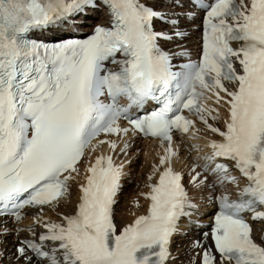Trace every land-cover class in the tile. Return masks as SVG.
Instances as JSON below:
<instances>
[{
	"label": "snow or ice",
	"instance_id": "6c2138e0",
	"mask_svg": "<svg viewBox=\"0 0 264 264\" xmlns=\"http://www.w3.org/2000/svg\"><path fill=\"white\" fill-rule=\"evenodd\" d=\"M104 3L110 10V27L96 26L86 39L49 44L30 34L62 25L94 6L93 0H0V216L11 215L19 222L25 207L42 210L66 202L86 150L105 143L116 148L115 141L97 139L102 133L158 138L167 144L159 159L163 170L148 193L147 214L118 232L113 206L121 166L110 155L97 156L84 170L73 214L65 215L62 223L44 222L46 231L33 232L32 239L15 241V264H168L178 222L188 214L185 209L193 207L182 174L172 167L178 154L174 133L189 134L194 124L184 109L222 137L211 141L210 152L202 157L204 172L216 181L193 166L191 182L205 188H215L217 181L236 182L228 164L217 163L218 158L232 162L248 182L237 199L218 197L210 233L218 257L196 241L194 246L202 248L200 264H264V237L260 243L255 239L257 231L264 232V0ZM185 7L189 10L183 16L193 20L192 9L204 12L202 48L197 62L174 72L160 42L185 35L181 17L173 10ZM157 20L165 29L155 30ZM233 41L239 47L233 48ZM109 60L119 65L117 71L105 68ZM225 82H233L234 90ZM206 91L218 103L224 99L221 92L228 98L225 130L208 123V117H216L201 103ZM150 101L159 106L131 115L130 110ZM121 119L128 127L120 126ZM127 147L126 143L121 151ZM249 214L251 222L246 219ZM255 223L261 227L254 229ZM7 232L5 227L0 235Z\"/></svg>",
	"mask_w": 264,
	"mask_h": 264
},
{
	"label": "bare ground",
	"instance_id": "6f19581e",
	"mask_svg": "<svg viewBox=\"0 0 264 264\" xmlns=\"http://www.w3.org/2000/svg\"><path fill=\"white\" fill-rule=\"evenodd\" d=\"M158 7L167 8L166 5H158ZM175 12L177 13V11ZM87 22H93V20L88 19ZM83 27L81 28L90 29V27H86V26H83ZM195 27H196L195 21H186V20L181 19L180 28L181 30H189V35L185 38L176 39L174 41L166 43L165 46L167 47V49L171 51V50L181 48V47L193 48L195 43L198 42V38L196 37L198 32L195 30ZM167 30L171 31V28L169 27ZM213 122L217 123L216 120ZM207 136H210V135L208 134ZM105 141H115L117 145L116 148L113 150L109 146L108 143H105L101 145V148H95L96 150L94 151L90 149L91 154H89V157L85 159L87 164L84 161L80 164L81 174L74 182H72L73 184L71 183L70 195L68 196L66 202L62 201L59 206L53 207L49 210L48 209H42V210L28 209L27 210V215L19 223L32 224L33 230L27 233L19 232L17 235H15V230L13 228L12 221L7 218L0 219V231H2L3 228L5 227L8 229L7 234L0 235V241L3 242V247L0 248V252H5L3 256H0V261H3V264H8L9 260H12L13 264H15V260L13 259V255H12L15 250V247H14L15 238L23 237L26 234H32L34 231H42L44 228L43 223L46 221L62 223L63 217L74 211L76 203L78 202V198L80 195L78 185L84 182V176H85L84 170L86 166L92 163L93 155L100 154L99 151L101 152L105 151V155L112 156L114 160L118 162L119 166H121L120 191L118 195L116 196L117 202L114 204V216L116 218L117 225L119 227H123L126 223L133 221V219L137 217L139 214L146 212L149 190L155 180V177L158 171L160 169H163V166H160L159 164V159H160V156L164 154L165 146L157 141L141 142L140 139H133V140L127 141L126 139L121 140L117 136H110L109 138H106ZM126 143L128 147L124 151H121V149L124 148V145ZM140 145L144 146L143 147L145 150L144 152L148 153L149 159H146L144 161V164L141 167V171L138 173L137 177H138V182L140 183V185H138L136 189L134 185H132L131 187H127L125 189L128 182L131 181L130 176L132 177V173H130V176L128 177V179L125 180L126 181L125 187H122L123 177L125 173L127 172V166L125 165L124 161L128 157L129 162L131 164V165L128 164V171L133 169L135 163H137V159L135 158L133 159L131 158V156H133L134 152L138 150ZM190 147L191 146L187 142L185 144V143H182L181 140H179V142L175 143L173 146L175 150L177 148H180V150L185 149V154H187ZM184 162H185L184 156H179V154H177V156L174 157L172 160V166L178 170L183 171L184 168L182 164ZM149 177H151V179H149ZM134 189L137 191V193L142 194V195L138 196L137 198L135 197L133 199V197L136 195V192L134 191ZM203 190L204 189H202V191ZM200 192H201V189H199V187H196L195 189H193V194L195 195L199 194ZM128 195L130 196L128 197ZM204 209L206 208L204 207ZM200 216L201 217H198V219L206 220L209 218L208 216H206L205 213H200ZM9 233H11L12 236H9L8 235ZM256 236L257 238L261 240L262 236L264 237V232L258 231L256 233ZM196 241H199L200 243L201 242L205 243L206 238L205 236H203L197 231H193L191 235L176 238L170 246L171 258L168 264H198V256L200 253V248H196L194 246V242ZM176 253H177V257L173 258V255H175Z\"/></svg>",
	"mask_w": 264,
	"mask_h": 264
},
{
	"label": "rangeland",
	"instance_id": "374dc122",
	"mask_svg": "<svg viewBox=\"0 0 264 264\" xmlns=\"http://www.w3.org/2000/svg\"><path fill=\"white\" fill-rule=\"evenodd\" d=\"M131 158H135V159H137V163H135V165H134V168L133 169H131V170H129V173H132V177L130 176V178H131V181H129L128 182V184L126 185V187H125V189L127 188V187H131L132 185H134L135 186V189H136V187L138 186V185H140V183L138 182V173L141 171V167H142V165L144 164V161L146 160V159H149V157H148V153L147 152H144V148H143V146H141L140 145V147L138 148V150L137 151H135L134 152V154H133V156H131ZM127 163L128 164H130V162H129V160H128V158H127ZM131 165V164H130ZM129 185V186H128ZM134 189V191L136 192V195L133 197V199L135 198V197H137L138 196V194L139 193H137V191ZM129 192V191H128ZM131 193V192H130ZM130 193H128V194H130ZM130 195H128V197H129ZM127 197V198H128Z\"/></svg>",
	"mask_w": 264,
	"mask_h": 264
}]
</instances>
